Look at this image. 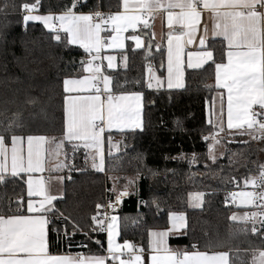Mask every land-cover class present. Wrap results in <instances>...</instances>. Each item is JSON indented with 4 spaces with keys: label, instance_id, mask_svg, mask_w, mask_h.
<instances>
[{
    "label": "trees",
    "instance_id": "16d2710c",
    "mask_svg": "<svg viewBox=\"0 0 264 264\" xmlns=\"http://www.w3.org/2000/svg\"><path fill=\"white\" fill-rule=\"evenodd\" d=\"M24 2L36 0H0L3 9L0 11V135L6 142H10L12 135L63 137L66 95L63 81L80 76L82 61L87 60L84 49L68 44L64 32H59L61 40L56 41L52 38L54 33L41 22L30 21L25 26L19 7ZM71 3L72 0H39L37 11L64 12ZM5 4L9 5L6 9ZM121 5L122 0H86V4L81 0L80 11L102 10L110 14L120 10ZM209 47L214 51L216 63L225 60L223 40H212ZM128 54V68L110 74L114 92L142 93L143 128L115 132L123 136V149L117 155L107 156L104 173L86 162L82 146L73 151L74 144L64 143L68 176L65 195L56 200L55 207L81 231L73 237L71 248L65 243L52 246L55 233L50 232V253H104L106 235L92 231L91 217L97 214V204L112 201L111 177H116L127 183L135 181L118 211L121 241H139L138 247L147 253L150 231L168 228L171 213H185L187 235L170 236L171 246L187 247L191 251L190 245L195 243L200 251H228L233 264H252L254 251L264 249V239L251 233L250 223L249 231L244 232V224L229 219L234 212L245 210L231 201L229 193L238 189L236 184L242 185L247 178L259 174L260 166L264 165L263 142L246 135L233 137L224 131L220 133L222 143L216 146L217 162L212 163L207 158L210 141L203 137L213 130L207 121L206 107L216 92L215 64L209 62L200 69H188L182 89H152L147 86L146 67L153 61L160 74H164V45L157 49L147 36L144 49L129 50ZM193 156L196 159L190 163ZM6 180L0 184V215L24 213L25 177L7 175ZM195 191L205 194L200 209L189 207L188 196ZM57 223L61 235L66 224L71 233V223ZM97 240L102 246L95 243ZM81 242L87 248L78 247Z\"/></svg>",
    "mask_w": 264,
    "mask_h": 264
},
{
    "label": "snow or ice",
    "instance_id": "6c2138e0",
    "mask_svg": "<svg viewBox=\"0 0 264 264\" xmlns=\"http://www.w3.org/2000/svg\"><path fill=\"white\" fill-rule=\"evenodd\" d=\"M86 4V0H85ZM39 0L35 3L24 2L19 5L22 9V23L27 26L30 21H39L50 32L54 33L53 39L61 40L59 34L63 31L67 34L68 44H79L91 59L82 61L83 71L88 75L81 79H65L63 81L65 126L64 136L69 142L78 141L73 145V151L82 146L89 150L85 160L91 161V167L99 172L105 171V136L109 133V156L112 149H118L119 145L111 140L113 129L120 133L142 130L141 122V93L113 96L111 93V78L103 75L100 64L93 62L98 59H107L108 67H112L114 57L109 55L101 58L100 52L104 47V41L100 33L107 25H111V31L116 35L111 37L109 47L123 48L121 34L132 29L133 33L138 25L149 27L146 16L164 11L167 13L168 34V60H167V84L169 88L184 87V68L182 51L187 44L193 42V36L198 31L203 13L209 14L212 21V35L222 37L227 42V63H216L213 52L207 50L206 39L208 36L207 25L204 26V35L199 38L201 51L189 52L187 67L200 69L209 61L215 64V87L224 89L227 93V130L230 136H249L252 140L264 141V0H122L123 11L115 14L95 12L90 14H78L74 9L81 5V0H72V3L59 16L36 15ZM8 4L4 5L6 9ZM16 7V5H12ZM3 11V9H0ZM99 19V22L94 20ZM54 21H59V28ZM179 32L178 35H175ZM136 42V47H141L138 35L128 37ZM187 38V39H185ZM195 58V59H194ZM151 72V69H149ZM149 78L148 88L153 84ZM103 84V88L99 87ZM156 84L161 81L156 79ZM209 88L211 86H208ZM95 91L94 95L83 93ZM105 96V99H102ZM219 109L216 108V99H213L212 109L208 123L212 131L204 136L208 143L207 158L212 163L217 162L216 146L222 143L220 133L224 127V93L219 94ZM99 122V123H98ZM12 124L8 125L9 130ZM23 138L17 135L11 136V165H8V148L5 147V137L0 135V184L6 183V176L20 177L21 173L29 174L27 184V213L28 215H0V264H106L108 260L112 264H233L228 251H217L211 254L200 251L197 244L184 249H172L169 247L170 236L179 238L187 235L188 225L184 213H171L169 216L170 227L165 231L150 232L148 249L145 250L135 244L124 241L116 243V237L120 234V221L115 215H109L107 209H114L125 196L130 193L128 187L135 183L129 180L124 189L118 190L113 184L111 189L115 201L105 204H97V214L91 217L92 231L107 234L106 255H85L50 253L49 233H55L52 246L65 243L72 246L73 237L81 231L78 225L70 221L69 217L60 213L54 205L58 196L51 194L42 178H33L32 173L44 170L42 156L43 146L49 142V138L43 135L27 136V159L20 145ZM232 142H235L234 140ZM247 144L248 141H241ZM61 147L60 144L57 148ZM193 156L190 163L195 161ZM230 163H232L230 158ZM65 163H59L57 170L66 167ZM208 167V165H205ZM22 179V177H20ZM245 184L264 187V165L260 166L258 176L247 178ZM203 192L189 194L191 207L199 208L203 203ZM232 201L239 200L241 205H253L258 211L246 212L241 216L233 214L229 219L245 225L242 231L247 232V225L251 224V233L261 235L264 239V191L259 193L241 191L229 193ZM38 197V200H34ZM259 201V203H258ZM21 203L22 201H17ZM104 208L101 214L99 209ZM58 221L72 224L69 233L67 224L63 229L58 226ZM259 224V228L257 227ZM87 236V233H84ZM96 244L102 246L97 240ZM78 247L87 248L81 242ZM127 257V258H122ZM252 264H264V251H254Z\"/></svg>",
    "mask_w": 264,
    "mask_h": 264
},
{
    "label": "crops",
    "instance_id": "0c3cea01",
    "mask_svg": "<svg viewBox=\"0 0 264 264\" xmlns=\"http://www.w3.org/2000/svg\"><path fill=\"white\" fill-rule=\"evenodd\" d=\"M120 11H123V8H121L118 11L111 12L110 14H115V13L120 12ZM35 13L36 14L37 13L41 14L42 16H44V15L59 16L63 12L43 14V13H40V12H38L36 10ZM77 13L78 14H80V13L90 14L92 12L77 11ZM145 18L148 19V23H149V27L148 28H144L143 25H138L136 30H135V33H133L132 29H128V31H126V32L121 34V39L123 40V44H124L123 48L109 47L108 46L111 43V37L116 35L115 32L111 31V27L112 26L110 24L107 25V29L105 28V30H103L100 33L101 39L104 41V47L102 48V50L100 52V57L103 58V57L111 55V56L114 57V60L112 61V67L111 68L108 67V63L109 62L107 61V59H98V60L94 61L93 63L94 64H100L102 74L106 75V76H109L111 78L110 88H111V93H112L113 96L129 95V94H132V93H140V92H121V93L114 92L113 77L110 74V71H115V70H119V69L126 70L128 68V66H129V54H128L129 50H133V49L134 50H141V49H144L146 47V45H147V36L151 37V39L156 43L157 49L161 48L162 45H164V47H165V70H164V74L163 75L160 74L159 69L156 67V65L154 64L153 61L148 62L147 67H146L147 84L149 83V78L151 76V77H154L151 80V82L153 84L152 89L165 88V89H170V90L184 88L185 85H186V72H187V70L188 69L195 70V69L187 67L188 53L189 52H193L194 53V52L203 50V49H201V46L199 44V38L204 35L203 29H204L205 25H207V28H208V36H207V39H206V48H207V50L213 52V57H214V51L209 47L210 41H212V40H223L222 37H214L212 35V21L209 19V14L203 13L202 17H201V24L198 26V31L193 36V42L191 44H187L183 48V51H182V54H181L182 55V60H183V68H184V78H183L184 87H182V88H169L168 84H167V60H168V34L170 32V29L167 27V13L164 12V11H160L158 13L153 14L152 16H146ZM36 22H39V21H36ZM54 23H55L56 27L59 28V21H54ZM61 32H63V31H61ZM132 34L138 35L140 37L141 47L137 48L136 47V42L128 38ZM178 34H179V32L175 33V35H178ZM185 39H187V38H185ZM224 43L226 44L225 60L223 62H218V63H227L226 52L229 49L227 47V42L224 41ZM74 45L79 46V44H74ZM91 55H95V53H92ZM91 55H89L87 53V60L91 59ZM209 62H212V61H209ZM83 67H84V65H83ZM83 67H82V73H81L80 76L69 77V78H66V79H81V78H83V76L88 75V73L83 71ZM149 69H151V72H149ZM156 79H159L161 81L160 85L156 84ZM214 83H215V79H214ZM99 87L103 88V84L101 83L99 85ZM221 92L224 93V127H225V131L228 132L227 123H226L227 122V115H226V111H227V93H226V90L216 88V92H215L212 100L210 101V103L207 104V107H206L207 121H209L210 118L214 119V117L210 116V112H211V109H212V102H213L214 98L216 99V108L219 109V107H220V103H219L218 97H219V94ZM94 94H95L94 90L91 91V92L83 93V95H94ZM105 98H106L105 96H102V99H105ZM143 109H144V102H143V95H142V101H141V122H142V128H143V125H144L143 124ZM136 130H138V129H136ZM115 132H118V131L113 129L112 132H111V140H112L113 143L118 144L119 148L118 149H112V154L111 155H117L123 149V136L122 135H118ZM37 135H41V134H35V135L33 134V136H37ZM17 136H20V137L23 138V142L20 145V147L22 148V152H23V155L25 157V162H26V159H27V147H28L27 146V136H29V135H17ZM43 136L49 138V142L46 143L43 146V152H42V156H43V160H44V170L42 172L32 173L30 175H32L33 178H42L43 180H44V177L46 175H49L48 181H44L45 185H46L48 191L51 194L58 196V199H60V198H62L65 195V182H66V177L68 176V174H67V172H68V161L66 159L64 143L66 142V143H71V144H80V142H78V141L69 142V141H67L65 139L64 135H63V137H60V138L49 137V136H46V135H43ZM104 136H105V149L104 150H105V169H106V158H107V156H109V154H108L109 153V146H108L109 133L106 131L104 133ZM246 137H248V136L246 135ZM58 144H60L61 147L57 148ZM5 147L8 148V161L7 162H8L9 168H10V165H11V140H10V142H6L5 141ZM85 151L88 152L89 150L85 149ZM0 159H2V158H0ZM88 162H89V165L91 166V161L88 160ZM59 163H65L67 166L57 170V165ZM104 172H101V173H104ZM8 175H10V174H8ZM28 175L29 174L21 173L20 177L24 176L25 177V181H26L27 178H28ZM256 176H258V174L253 175L251 178H254ZM111 181H112V184H114V182H115L116 188L118 190H121V191L124 189V187L126 185H128V183L126 181L118 180L116 177H111ZM26 191H27V184H26ZM128 191L130 193L131 186L128 187ZM241 191H252L253 192V185H251V184L246 185L245 182H243V184L240 185V188L235 190V192H237V193H239ZM195 192H200V191H195ZM195 192H191V193H195ZM128 196H125L123 198L122 202L118 206H116L114 209H107L108 214L109 215H115V216H117L119 218L118 211L121 208V206L123 204V201L126 198H128ZM33 199L34 200H38L39 198L38 197H34ZM204 199H205V195L203 197V203L201 204V207L194 208V207H191L190 204H189V207L191 209H200V208H202L203 205H204ZM27 201H28V196H27V200H26L25 206H24V213L15 214V215H21V214L22 215H28L29 214V213H27ZM114 201H115V196L113 195L112 202H114ZM231 201H232V198H231ZM55 202L56 201L53 202L54 205H55ZM188 203H189V196H188ZM234 204L238 208L245 209V210H240V211H237V212L233 213V214H236L237 216H241V215H243L246 212L249 213L250 210H251L250 208L252 207V205H249V206L241 205L239 200H237ZM248 209H250V210H248ZM9 216H11V215H9ZM5 217H7V216H5ZM169 227H170V220H169ZM168 228H166V229H153L150 232H153V231H155V232L165 231ZM105 235H106V241H107V234L105 233ZM119 238H120V234L116 237V243L123 244L124 241H121ZM149 239H150V237H149ZM169 239H170V237H169ZM126 241L132 243L130 240H126ZM168 244H169V247L172 248V249H184V247L171 246L169 240H168ZM136 246L138 247V245H136ZM106 249H107V242H106ZM106 249H105L104 253H97V252L96 253H90V252L85 253L83 251H80L79 253H82V254H85V255H106ZM259 251H264V249L259 250ZM214 252H217V251H214ZM76 253H78V252H73V253H55V254L51 253V254L60 255V254H76ZM209 253L211 254L212 252H209ZM148 254H149V251L147 253H145V257L146 258L148 256ZM122 258H127V257H122ZM106 264H112V261L108 260L106 262ZM146 264H147V259H146Z\"/></svg>",
    "mask_w": 264,
    "mask_h": 264
},
{
    "label": "built area",
    "instance_id": "2783aa9c",
    "mask_svg": "<svg viewBox=\"0 0 264 264\" xmlns=\"http://www.w3.org/2000/svg\"><path fill=\"white\" fill-rule=\"evenodd\" d=\"M74 11H80V5H78V7L76 8V9H74ZM96 12H100V13H103L104 15H105V17H107V13L106 12H104V11H102V10H100V11H96ZM95 13V12H94ZM94 20L96 21V22H99V19L98 18H95L94 17ZM106 29H107V26H106ZM257 141H261V140H257ZM261 142H263V144H264V141H261ZM48 179H49V175H46L45 177H44V181H48ZM236 187H238V188H240V185H238V184H236ZM261 191H264V187H262V186H259V185H257V186H253V192H257V193H259V192H261ZM258 203H259V201H258ZM259 209L257 208V207H255V206H253L252 205V207H251V210H250V212H253V211H258ZM100 212H105V209L104 208H101L100 209ZM249 212V213H250ZM257 227L259 228V224H257ZM130 241L133 243V244H135V245H140V242L139 241H135V240H132V239H130Z\"/></svg>",
    "mask_w": 264,
    "mask_h": 264
},
{
    "label": "rangeland",
    "instance_id": "374dc122",
    "mask_svg": "<svg viewBox=\"0 0 264 264\" xmlns=\"http://www.w3.org/2000/svg\"><path fill=\"white\" fill-rule=\"evenodd\" d=\"M34 14H36V13H34ZM36 15H41V14H38V13H37ZM41 16H42V15H41ZM215 154H216V153H215Z\"/></svg>",
    "mask_w": 264,
    "mask_h": 264
}]
</instances>
